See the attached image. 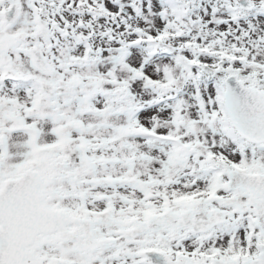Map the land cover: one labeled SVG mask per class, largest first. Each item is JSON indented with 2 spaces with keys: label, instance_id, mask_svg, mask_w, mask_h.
<instances>
[{
  "label": "snow or ice",
  "instance_id": "6c2138e0",
  "mask_svg": "<svg viewBox=\"0 0 264 264\" xmlns=\"http://www.w3.org/2000/svg\"><path fill=\"white\" fill-rule=\"evenodd\" d=\"M0 264H264V0H0Z\"/></svg>",
  "mask_w": 264,
  "mask_h": 264
}]
</instances>
